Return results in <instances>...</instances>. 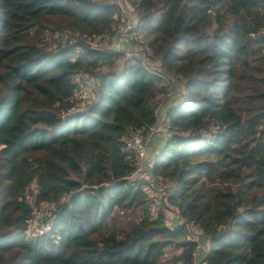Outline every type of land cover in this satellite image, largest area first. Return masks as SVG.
<instances>
[{
  "label": "trees",
  "instance_id": "trees-1",
  "mask_svg": "<svg viewBox=\"0 0 264 264\" xmlns=\"http://www.w3.org/2000/svg\"><path fill=\"white\" fill-rule=\"evenodd\" d=\"M129 1L135 42L186 90L167 110L173 134L153 173L201 226L203 264H264V0ZM119 11L110 0H0V264H161L169 251L170 264H196L186 229L152 218L148 187L128 179L138 159L126 135L156 120L169 84L140 57L119 70L123 52L92 46ZM48 29L78 38L50 49ZM80 70L97 94L71 111ZM32 201L57 206L29 238ZM116 209L143 214L119 226Z\"/></svg>",
  "mask_w": 264,
  "mask_h": 264
},
{
  "label": "built area",
  "instance_id": "built-area-1",
  "mask_svg": "<svg viewBox=\"0 0 264 264\" xmlns=\"http://www.w3.org/2000/svg\"><path fill=\"white\" fill-rule=\"evenodd\" d=\"M110 2L116 3L120 10L117 15V20L113 25L112 31L108 34L88 36L92 46L121 51L124 54L123 61L125 60L124 58L127 60L134 57H141L144 62L151 64L149 69L154 72H159L164 79H166L167 84H169V90L164 98L167 97L178 100L184 92L179 89V86H177L175 82H173V76L158 65L159 61L153 62L150 59L142 44H140L141 46H134L137 45L134 39L138 37L136 28L140 23V14L136 6L129 0H110ZM56 33L62 42L71 40L72 33L78 34V32L69 29L59 30ZM102 38L108 42V46H98L97 42L98 40H102ZM72 79L77 85L76 95L81 96H84L87 89L91 91L93 84L95 83L91 74L85 70H80L74 73ZM156 114V120L147 128H140L133 133L126 135L125 147L129 151L136 152L138 159L137 167L129 176V181L132 184L144 183L146 187H148V202L150 204L151 217L162 216L164 225L172 230L178 228L180 224L185 227L188 238L196 242V247L193 250V256L196 261L201 254L202 247L206 243V241L202 242L201 240V237L204 235L201 226L196 221L190 220L186 217H180L178 220L179 223L174 222L173 218L175 210L166 198L168 193L166 186L161 185V181L153 173L150 162L147 161L150 143L154 142L159 135H163L169 139L173 134L171 121L168 117L167 107L164 106V102L161 101L158 103ZM32 204H34V201H32ZM43 204L49 206L52 205V209L55 207V203L52 202H44ZM41 206L42 205L34 204V209L27 220L25 234L29 238L37 237L50 229V224L42 223L39 220V214L36 212V208Z\"/></svg>",
  "mask_w": 264,
  "mask_h": 264
},
{
  "label": "rangeland",
  "instance_id": "rangeland-1",
  "mask_svg": "<svg viewBox=\"0 0 264 264\" xmlns=\"http://www.w3.org/2000/svg\"><path fill=\"white\" fill-rule=\"evenodd\" d=\"M69 30L74 31L73 29H69ZM56 32L55 31L53 32V31H51L49 29L47 30V33H46L47 44H48V47L50 49H55V48L60 47L61 45H63V44L66 43V42L65 43L62 42V40L56 35L57 34ZM77 38H78L77 35L72 33L71 40L70 41H75ZM97 43H98V46L99 47H106V46L109 45L108 42L104 38H102V40H98ZM134 46H141L140 45V42H138L137 45H134ZM122 59L123 58H121L120 61H117L116 64H115V66H113V68L118 67V69L120 70V68H122L123 65H125V62H126V58H124L125 59L124 61ZM173 78H175V77H173ZM94 81L96 82V84L95 83L94 84L97 86L98 83H97V78L96 77H94ZM178 81L181 82V83L178 82L179 89H181L182 91H185L184 82H182L179 79H178ZM173 82H174V80H173ZM94 84H93L92 90L89 91L87 89L86 92H85V94H84V96H81V95H76L75 96V98H78L79 99L78 106H77L76 109H72L71 111L80 110L82 108H85L87 106V104L90 102V100L93 99V98H95V96H96L97 93L95 92V89H94L95 88V85ZM184 97H185V94H182V96L179 99H182ZM162 100H163V97H162L161 100L158 101V103H160ZM161 185L165 186L167 184L161 183ZM35 188H36V183H33L32 190H35ZM30 197H31V199H34L35 200L33 193L30 194ZM163 201H164V199H163ZM169 203H171V202H169ZM56 206L57 205L55 204V207ZM52 207H53L52 205L49 206V205H46V204H42L41 207H37L36 208V212L39 214V220H40V222L46 223V224H50L51 223L50 217H52V215H51V209H52ZM55 207L52 209V212L55 209ZM114 214H115V218H114V223L115 224H117L119 226H127L131 222H133L135 220H138L140 218V216L143 214V212L139 210V213L137 215V212L136 211H131L130 209H128V210H125V209H116ZM201 240H202V242H205L206 237L203 235L201 237ZM171 255H172V251H169L168 254L164 257V259H163V261H162L161 264H170V257H171Z\"/></svg>",
  "mask_w": 264,
  "mask_h": 264
},
{
  "label": "crops",
  "instance_id": "crops-1",
  "mask_svg": "<svg viewBox=\"0 0 264 264\" xmlns=\"http://www.w3.org/2000/svg\"><path fill=\"white\" fill-rule=\"evenodd\" d=\"M175 77H177V76H175ZM177 79H179V78H177ZM178 82H180V81H178ZM175 102H177V100H175L173 98H167L164 101V106L168 108V107H170ZM165 143H166V137L163 136V135H159L155 139L154 142H151L150 143L149 150H148V154H147V161H150V160H154L155 161L156 157L158 156L161 148L165 145ZM152 162L153 161H151V164H153ZM173 220H174L175 223H179V221H178L179 220V217L176 214L174 215ZM205 241H206V243L204 244V246L201 249V254H200V256L195 261L196 264H203L204 257L207 254L209 245L207 243V239Z\"/></svg>",
  "mask_w": 264,
  "mask_h": 264
},
{
  "label": "clouds",
  "instance_id": "clouds-1",
  "mask_svg": "<svg viewBox=\"0 0 264 264\" xmlns=\"http://www.w3.org/2000/svg\"><path fill=\"white\" fill-rule=\"evenodd\" d=\"M140 24V23H139ZM141 44V43H140ZM143 45V44H142ZM145 50H146V48H145ZM146 52H147V50H146ZM148 53V52H147ZM123 56H124V54H123ZM148 56H149V54H148ZM123 58V57H122ZM141 58V57H140ZM159 61V60H158ZM176 78V77H175ZM177 86H178V84H177ZM184 92V94L186 95V90L185 91H183ZM164 96L165 95H162V97L164 98ZM167 99V97H165L163 100H162V102H164L165 100ZM184 98H182V99H178L177 100V102H175V103H179L181 100H183ZM158 105V104H157ZM173 105V104H172ZM171 105V106H172ZM157 107V106H156ZM169 109V107L167 108V110ZM168 114V113H167ZM157 115V114H156ZM169 117V116H168ZM170 119V118H169ZM171 121V120H170ZM172 125V124H171ZM173 130V129H172ZM170 139V138H169ZM169 139L168 138H166V143L169 141ZM165 143V144H166ZM163 148V147H162ZM161 148V149H162ZM160 153V152H159ZM157 158V157H156ZM151 161H153L152 163L154 164V160H150L149 162H150V164H151ZM153 164H151V168H152V170H153ZM132 174V173H131ZM130 174V175H131ZM129 175V176H130ZM129 176H128V179H129ZM160 180V179H159ZM161 181V180H160ZM161 183H165V182H163V181H161ZM165 184H167V185H165L166 186V189H167V192L168 193H170V190H169V187H171V186H173V183H165ZM167 193V194H168ZM170 205L173 207V209L175 210V214L179 217V219H180V217H185V216H183V215H181V213H180V211L176 208V207H174L173 206V204L172 203H170ZM152 218H157V217H152ZM187 218V217H186ZM163 221V220H162ZM164 224V223H163ZM165 226V225H164ZM179 226H181V227H184L182 224H180ZM167 227V226H166ZM185 228V227H184ZM170 229V228H169ZM172 230V229H171Z\"/></svg>",
  "mask_w": 264,
  "mask_h": 264
},
{
  "label": "water",
  "instance_id": "water-1",
  "mask_svg": "<svg viewBox=\"0 0 264 264\" xmlns=\"http://www.w3.org/2000/svg\"><path fill=\"white\" fill-rule=\"evenodd\" d=\"M169 190L170 192L174 191V187L173 186L169 187Z\"/></svg>",
  "mask_w": 264,
  "mask_h": 264
}]
</instances>
